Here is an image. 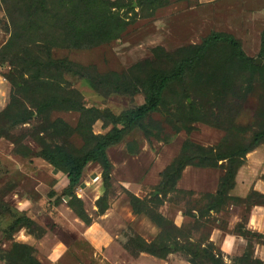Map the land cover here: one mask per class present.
<instances>
[{
  "label": "rangeland",
  "instance_id": "obj_1",
  "mask_svg": "<svg viewBox=\"0 0 264 264\" xmlns=\"http://www.w3.org/2000/svg\"><path fill=\"white\" fill-rule=\"evenodd\" d=\"M35 1L0 0V250L13 263L18 245L29 247V256L40 264H212V258L219 264H264L260 193L250 189L244 199L219 197L224 169H203L196 176L191 169H202L196 166L184 168L174 190H157L164 166L185 142L201 153H228L264 131V68L258 73L243 70L225 44L215 45L170 85L158 111L142 122L147 133L135 129L108 149L112 172L104 211L97 206L105 192L98 164L87 165L74 190L84 221L61 195L66 172L39 154L47 148L76 156L90 146L91 134L120 128L93 118L80 106L118 115L144 102L141 94L97 88L90 78L168 71L212 32L232 35L246 56L260 59L264 0H157L144 6L137 5L140 0H106L128 23L111 39L70 35L65 32L70 18L66 8H71L67 2ZM43 45L49 46L51 60L66 61L72 70L55 62L49 70L38 64L36 58L45 55L35 46ZM45 101L56 104L36 113L35 105ZM136 145L139 152L128 155L126 148ZM257 147L264 153V140ZM185 150L193 151L189 145ZM248 154L242 165L259 171L256 180L264 181V157ZM128 192L140 199L158 198L160 205L149 206L167 220L163 232L147 216L133 212ZM253 206L259 209L251 224ZM22 216L32 220L33 227H21L9 236L13 222ZM161 232L166 244L180 245L191 254L172 251L159 258L140 250Z\"/></svg>",
  "mask_w": 264,
  "mask_h": 264
},
{
  "label": "trees",
  "instance_id": "obj_2",
  "mask_svg": "<svg viewBox=\"0 0 264 264\" xmlns=\"http://www.w3.org/2000/svg\"><path fill=\"white\" fill-rule=\"evenodd\" d=\"M67 2L71 8L68 7L69 17L66 21L69 26L65 29V32L72 35L77 33L85 34H97L92 36L108 35V39L118 38L120 34L126 29L128 25L127 21L122 19L119 14L111 11L107 6L106 0H61ZM36 1L30 0V4L33 5ZM157 0H140L137 5H154ZM41 4V3H38ZM41 7V6H39ZM32 8V6H31ZM28 25L20 30L19 35H22V31H27ZM225 44L229 47L232 57L240 63L243 70L251 73L261 72L264 68V32L262 35V47L258 57L262 60V64L257 65L254 58L246 56L241 49L239 42L230 34L224 32H212L205 37L202 43L192 48L188 57L182 58L175 62L173 67L168 71L159 69H152L144 77L137 75H130L129 77H120L119 79L111 78H90L91 84L100 89L107 88L110 93H117L121 95L134 96L141 94L144 102L133 109L126 110L118 115L113 114L111 111L104 109L102 111L98 109H84L80 106V109L84 112L91 113L93 118L102 119L107 121L113 126L120 125V128L113 127L111 130L104 134L89 136L88 143L90 146L84 150L81 154L71 156L63 151H54L50 149H42L40 151V157L55 168H62L66 172L67 186L62 190L61 195L69 198V203L75 208L77 216L82 220H87V217L83 211L82 203L75 195V188L79 184L83 172L85 171L89 163L98 164L101 167V179L102 185L105 189L103 196L97 200V206L100 211H104L107 207V191L110 188V178L112 172V164L108 158L107 151L109 148L118 145L123 138L130 134L135 129H142L147 133L146 129L142 126V122L152 113L157 112L162 100L164 92L170 87L171 84L180 81L186 72L193 70L204 58L209 50L215 45ZM37 53L45 55V58H36L38 64L45 65L50 69L54 66L53 60H51V52L48 45L35 46ZM44 63V64H43ZM56 63V62H55ZM59 67L64 68L67 71H71L70 66L66 64V61H58L56 63ZM48 69V70H49ZM72 72L78 73L82 78L85 75L74 70ZM53 101H45L37 103L35 106V112L41 113L45 109L53 106ZM264 140V131L257 132L253 135L252 139L245 146L238 147L232 152L228 153H215L214 159H208L207 154L201 153L199 147L192 143H186L181 147L180 152L175 156L170 164L163 169L160 173V183L157 190L162 194L163 188L168 187L169 190H174L176 183L181 176L182 171L187 166H196L200 168L212 167L224 169V174L221 177L216 194L219 197L229 198L228 191L234 186V178L238 169L243 164L246 154L254 150ZM185 145H189L193 150L190 154L186 153ZM137 146V145H136ZM127 153L135 155L139 151L138 146L134 149L131 147L126 148ZM226 162V167H221L218 162ZM254 194V193H252ZM257 194V193H256ZM129 205L131 206L135 214H143L147 216L151 222L158 225L163 232V224L167 222L158 212L152 210L149 204L154 206L160 205L158 198L153 197L151 199H140L137 196L127 193ZM264 199L263 195H259ZM21 227L30 229L33 227V221L26 216L18 217L12 224L8 235L12 236ZM162 232L159 234L156 240L150 243H144L140 245V250L151 254L155 257L163 258L172 251H184L189 250L182 246L174 244V248L170 244H166ZM168 242V241H167ZM15 251L19 253L15 263L11 262L9 255L0 250V261L5 264H40L36 262L33 257L29 256L31 249L26 246L15 245ZM212 264H219L218 259L212 258Z\"/></svg>",
  "mask_w": 264,
  "mask_h": 264
},
{
  "label": "crops",
  "instance_id": "obj_3",
  "mask_svg": "<svg viewBox=\"0 0 264 264\" xmlns=\"http://www.w3.org/2000/svg\"><path fill=\"white\" fill-rule=\"evenodd\" d=\"M260 150H263V149H260L259 147L255 148V150H253L252 152H250L247 155V158H249V156H252V154H256L260 158L264 157V153L260 154V152H261ZM128 155H130V154H128ZM130 156H134V155H130ZM167 166H168V164L165 165L164 168H166ZM203 169H205V170H203ZM251 169L252 168H250V166L245 165V164L242 165L238 169V171L235 175V178H234V186L232 189H230L228 191V194H227L228 196L238 198V199H240V198L244 199L247 196L250 189H253V191H256V192H258L264 196V181L263 180H256V175H257V173H259V171L256 172V170L253 171ZM201 170H203V172L208 173L209 171L214 172L215 168L205 167V168L199 169L198 171H192V169H191V172H193L197 176V173L202 172ZM179 183H181V177L178 179V181L176 183V187H177V184H179ZM254 207L255 206H253V208L250 210V214L248 216L249 222H251V224L254 223V220L256 219L255 214L258 213V209H259V207H255V208Z\"/></svg>",
  "mask_w": 264,
  "mask_h": 264
},
{
  "label": "water",
  "instance_id": "obj_4",
  "mask_svg": "<svg viewBox=\"0 0 264 264\" xmlns=\"http://www.w3.org/2000/svg\"><path fill=\"white\" fill-rule=\"evenodd\" d=\"M255 62H256L257 65H260L261 60L257 58V59H255ZM207 158L214 159V154H210V155H208Z\"/></svg>",
  "mask_w": 264,
  "mask_h": 264
}]
</instances>
